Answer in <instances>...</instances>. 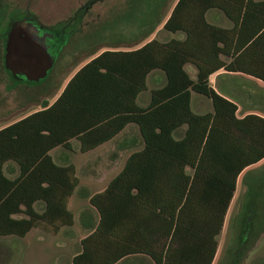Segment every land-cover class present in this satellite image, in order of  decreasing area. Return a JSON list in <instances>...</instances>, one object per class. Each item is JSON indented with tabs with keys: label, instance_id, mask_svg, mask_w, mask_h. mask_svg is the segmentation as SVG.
Wrapping results in <instances>:
<instances>
[{
	"label": "trees",
	"instance_id": "obj_1",
	"mask_svg": "<svg viewBox=\"0 0 264 264\" xmlns=\"http://www.w3.org/2000/svg\"><path fill=\"white\" fill-rule=\"evenodd\" d=\"M100 1L87 0L69 18L43 24L72 37ZM214 10L233 26L211 22ZM22 16L39 19L27 8L0 4V49ZM164 29L178 36L104 50L53 103L44 100L41 109L0 129V236H26L36 227L71 231L76 219L69 202L78 193L89 200L77 216L88 234L69 264H213L238 179L264 159V117H239L237 103L209 79L225 69L264 81V0H178ZM1 69L11 81L5 94L22 83H41L16 80ZM155 71L165 82L142 105ZM193 92L209 98L213 111L195 112ZM131 123L139 130L134 149L123 152L130 153L123 168L101 192L91 194L77 167L51 154L70 148L73 139L87 152ZM249 191L251 214L242 226L247 222L245 230L258 237L264 232V181ZM241 254L240 248L235 258Z\"/></svg>",
	"mask_w": 264,
	"mask_h": 264
},
{
	"label": "rangeland",
	"instance_id": "obj_2",
	"mask_svg": "<svg viewBox=\"0 0 264 264\" xmlns=\"http://www.w3.org/2000/svg\"><path fill=\"white\" fill-rule=\"evenodd\" d=\"M86 1L0 0V4L3 2L4 4L8 3L9 7L27 8L38 15L42 23L49 25L55 20L69 18ZM177 1L101 0L86 17L85 21L88 20V23L81 32L78 31L72 37L70 35L67 38L60 37L56 45L57 50H60L59 57L48 76L41 83H22L13 92L5 94L4 85L11 81L1 69L0 129L41 109L44 100H48L50 103L54 102L71 77L104 50L134 49L152 39L165 41L177 37L178 34L164 29V23ZM164 82L165 78L161 71L153 72L148 78V90L140 97L141 104L147 105L151 90L161 86ZM234 82H237L236 85L239 88V98H245V101L248 99L247 105L251 107L248 108L250 113L264 112L262 109L264 100L262 103H255L254 97L246 96L245 91L241 89L244 85L263 98L264 83L259 80L238 77L234 79ZM210 84L221 92L228 93L224 79L215 77L211 79ZM237 104L240 109L246 106V103L239 101ZM200 106L201 108H199ZM15 107L18 108L15 109ZM194 107L204 111H213L212 101L207 97H201L196 92H194ZM194 107L193 110L196 112ZM183 133L182 129L178 134L182 135ZM72 144L74 145L73 150L62 146L53 149L51 154L54 160L59 164L63 161L75 163L79 176L96 174L101 178L109 177L105 181L95 183L81 177V184L90 185L92 192L105 189L110 178L114 176L111 172L115 171V168L113 170L101 166L89 167L84 164L80 166L87 154H83L77 148L76 141L73 140ZM129 154L127 153L124 157L127 158ZM262 180L264 181V159L249 166L240 175L223 229L218 236V248L213 264H264V232L255 237L252 230H245L247 222L244 227L242 226L246 214H251V211L248 210V206L252 202V193L249 189L258 185ZM88 205L89 200L81 199L78 193L70 198L69 207L74 212L76 219L71 231L66 226L61 227L57 232L52 229L36 227L26 236H0V264H69L73 256L80 250V240L87 235L80 227L77 216L80 210ZM73 230L76 231V238L70 237ZM240 248L242 254L235 258L236 252Z\"/></svg>",
	"mask_w": 264,
	"mask_h": 264
},
{
	"label": "crops",
	"instance_id": "obj_3",
	"mask_svg": "<svg viewBox=\"0 0 264 264\" xmlns=\"http://www.w3.org/2000/svg\"><path fill=\"white\" fill-rule=\"evenodd\" d=\"M209 20L211 22H213L215 24H218L220 26H223V27L230 28V27L233 26L232 21L223 12H221L219 10L212 11L209 14ZM134 49H136V48H134ZM119 50H133V49H119ZM215 77H217L218 79L219 78L224 79L225 80V84L227 85V90H228V91H226L228 93H225V92H221L217 87H214L215 90L218 93H220L221 95L225 96L226 98H228V99H230V100H232V101H234L236 103H238V101L240 103L241 102L242 103H246V106L244 108H242V109H240V106L237 104L238 107H239L238 112H237L238 116L239 117H244L245 115L250 114V111L248 110V108H251V107H249V105H247L248 99H247V101H245L246 100L245 98H239V95H240L239 94V88L236 85L237 82H234V79L238 77V78L248 79V80H250V79H252V80H259L262 83H264V81L261 80V79H258L256 77H254V76L245 74V73H241V72H230V71H227L225 69H220V70L214 72L210 76L209 81H211V79H214ZM241 89H243V91H245L244 94H246V96L247 95H250V96L254 97L255 103L256 102L257 103L258 102H260V103L263 102L264 97L263 98L259 97L256 93H254L253 90L249 89L248 87H244V85H243V87H241ZM229 94L232 97H234V98H232ZM241 94H242V92H241ZM201 97H203V95H201ZM139 102H140V98H139ZM192 105L194 107V92L192 93ZM250 106H251V104H250ZM255 106L258 107L259 105H255ZM199 108H201V106ZM262 109H264V108H262ZM195 110H196L197 113H205V112H208V111H204L202 109H196V108H195ZM254 114H258V115H261V116L264 117V112H257V113H254ZM138 132H139V130H138V128H137V126L135 124H132V123L131 124H128L125 127V129H123L116 137H114L113 139H111V140H109V141H107V142H105V143L97 146L96 148L87 151V152H82L81 149H80V142L78 140L73 139L74 141H76L77 148L83 154H87L84 162H82L80 164V166L84 164V165H87L89 167H98V166H101V167L111 168V169H114L115 168V171L116 172L115 171H112L111 172L112 175H114V176H112V178H110V180L108 181V184H109V182L123 168V166H124V164H125V162H126V160L128 158V157L127 158L124 157L125 154H123V152L127 148L134 149V147H133V141L132 140L137 135ZM73 140L71 141L72 143H73ZM71 148H72V146L70 148H67V149L73 150L74 149V145H73V148L72 149ZM67 163H71V162H66V161L61 162V164H67ZM73 164L76 165L75 163H73ZM81 177L84 178V179H86V180H90L91 183L105 181L106 179L109 178V177H107V178H105V177L104 178H101L100 176H98L96 174H84L82 176H79L80 184H81ZM110 177H111V175H110ZM81 185H83L84 188L89 189L90 192H91V194H95L97 192H101V191L104 190L103 189L101 191L92 192V190L90 189V185H87V183L81 184ZM107 185H106V187H107ZM82 192H83V190L80 193H82ZM79 197L81 199H83L80 195H79Z\"/></svg>",
	"mask_w": 264,
	"mask_h": 264
},
{
	"label": "water",
	"instance_id": "obj_4",
	"mask_svg": "<svg viewBox=\"0 0 264 264\" xmlns=\"http://www.w3.org/2000/svg\"><path fill=\"white\" fill-rule=\"evenodd\" d=\"M59 54L52 34L32 22L16 25L7 40L6 68L16 80L42 82Z\"/></svg>",
	"mask_w": 264,
	"mask_h": 264
},
{
	"label": "flooded vegetation",
	"instance_id": "obj_5",
	"mask_svg": "<svg viewBox=\"0 0 264 264\" xmlns=\"http://www.w3.org/2000/svg\"><path fill=\"white\" fill-rule=\"evenodd\" d=\"M31 22L37 24V26H39L41 29L46 30L48 34H52L54 36V38H55V49L57 50V46L56 45H57V42L60 40V37H61L60 34L64 35V37H66L65 36L66 33H61L57 29H52L50 27H45L44 24L39 19L32 20V19L27 18L26 16H22L21 18L15 19L14 23H15V26L16 25L18 26V25H23L25 23H31ZM11 32H12V30H11ZM11 32H10V34H11ZM9 35H8V37H9ZM7 40H8V38L6 39L5 42L2 43V47L0 49V66H6V60L5 59H6ZM57 51L60 52V50H57Z\"/></svg>",
	"mask_w": 264,
	"mask_h": 264
}]
</instances>
